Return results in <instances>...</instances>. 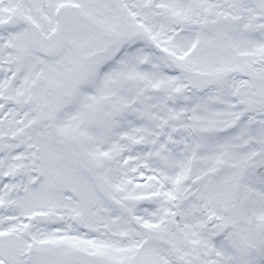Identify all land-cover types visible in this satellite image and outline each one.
Listing matches in <instances>:
<instances>
[{"label": "snow or ice", "instance_id": "obj_1", "mask_svg": "<svg viewBox=\"0 0 264 264\" xmlns=\"http://www.w3.org/2000/svg\"><path fill=\"white\" fill-rule=\"evenodd\" d=\"M0 264H264V0H0Z\"/></svg>", "mask_w": 264, "mask_h": 264}]
</instances>
